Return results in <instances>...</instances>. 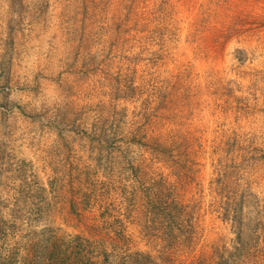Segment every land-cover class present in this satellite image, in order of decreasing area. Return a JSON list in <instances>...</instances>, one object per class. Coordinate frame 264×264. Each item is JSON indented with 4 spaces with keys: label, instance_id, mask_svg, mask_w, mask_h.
Returning <instances> with one entry per match:
<instances>
[{
    "label": "rangeland",
    "instance_id": "374dc122",
    "mask_svg": "<svg viewBox=\"0 0 264 264\" xmlns=\"http://www.w3.org/2000/svg\"><path fill=\"white\" fill-rule=\"evenodd\" d=\"M0 264H264V0H0Z\"/></svg>",
    "mask_w": 264,
    "mask_h": 264
}]
</instances>
